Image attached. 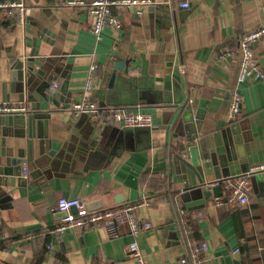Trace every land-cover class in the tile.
I'll return each instance as SVG.
<instances>
[{
    "label": "crops",
    "instance_id": "1",
    "mask_svg": "<svg viewBox=\"0 0 264 264\" xmlns=\"http://www.w3.org/2000/svg\"><path fill=\"white\" fill-rule=\"evenodd\" d=\"M22 1L23 23L0 13V103L24 104L25 116L40 118L23 138L0 135V151L15 160V175L0 176L7 182L0 185V264H34L43 238L40 264H136L127 250L131 238L125 225L117 238L101 225L64 234L51 230L64 217L56 208L60 198L82 199L89 210H97L136 202L142 195L149 205L136 215L150 226L141 229L137 242L147 264H172L201 243L207 247L199 264H264V170L251 179L248 202L232 208L215 206L221 190L204 202L182 194L184 183L175 180L171 165L191 133L185 124L177 131L181 116L176 113L183 104L191 105L193 114L202 113L198 134L208 148L215 147L214 134L230 120L241 137L233 154L237 159L219 179L264 163V81L238 80L239 41L246 32L264 28V0H190L186 10L172 0H152L137 13L133 7H113L121 28L105 27L100 39L86 11L90 0L76 5ZM227 50L232 54L220 59ZM252 50L264 71V35ZM29 57L35 61L26 87V76L23 82L15 79L13 67ZM91 64L89 98L105 108L140 106L151 112V127L124 128L73 114ZM44 83L46 97L37 91ZM53 83L57 87L51 90ZM233 92L240 108L230 119ZM239 159L248 165L246 171ZM32 165L39 171L36 177L30 176ZM30 234L32 239L17 242Z\"/></svg>",
    "mask_w": 264,
    "mask_h": 264
},
{
    "label": "built area",
    "instance_id": "2",
    "mask_svg": "<svg viewBox=\"0 0 264 264\" xmlns=\"http://www.w3.org/2000/svg\"><path fill=\"white\" fill-rule=\"evenodd\" d=\"M152 0H90L86 4V11L92 19V33L96 39L101 38V34L105 27H111L115 30L121 28L120 18L112 13L113 7H133L135 12L137 9L152 4ZM172 3L183 10L190 7V0H172ZM63 4L76 5L84 4L82 0H65ZM264 8V6H263ZM25 5L22 0H0V13L10 17H15L19 23L24 21ZM137 13V12H136ZM139 13V12H138ZM264 28L258 27L246 32L239 41V52L241 55V63L239 68L238 80L240 82L248 77L264 81V71L255 63L253 59V43L262 38ZM115 50V46H113ZM232 54L231 51L221 52L220 59H225ZM95 64H91L88 68L83 97L74 102L71 106L74 115L78 116L86 114L90 119L106 124L118 125L124 128L151 127L152 115L148 110L140 106H119V107H100L88 96L92 89L94 78ZM57 87L53 83L50 87L54 90ZM240 101L237 92L232 93L229 118L233 119L239 112ZM29 113L28 108L21 103H0V116L3 115H26ZM264 170V163L251 165L245 173L237 176L227 177L216 180L213 185L219 186L221 196L215 198V206L226 205L228 207H239L248 202L251 191V179L259 172ZM22 175L27 176V170H22ZM149 198L142 195L141 199L128 203L121 202L110 207L89 210L84 200L78 198H60L57 201L56 208L58 211L64 212L65 216L62 222L56 225L51 232L64 234L75 227H94L96 225L103 226L108 234L117 238L120 235L121 227L127 226L130 234V241L127 244V250L136 264H147L142 256L138 246V236L142 228L149 227L147 221H141L136 215L139 208L147 207ZM33 235H25L18 239L17 242L32 239ZM16 243V241L14 242ZM206 243L195 244L187 257H181L172 264H199L202 252L206 249Z\"/></svg>",
    "mask_w": 264,
    "mask_h": 264
},
{
    "label": "water",
    "instance_id": "3",
    "mask_svg": "<svg viewBox=\"0 0 264 264\" xmlns=\"http://www.w3.org/2000/svg\"><path fill=\"white\" fill-rule=\"evenodd\" d=\"M135 9V8H134ZM46 59V58H45ZM44 59V60H45ZM40 60V59H39ZM53 59L48 58L46 61H52ZM34 59L29 57L23 63L18 61L14 65L13 76L18 81H26L23 86L30 84L32 81L33 75L30 73V68L33 67ZM42 61V60H41ZM26 65V69H23V65ZM46 83L41 85L37 91L41 96L46 97L42 93L41 88L45 86ZM129 106V105H125ZM34 109H38L37 105ZM202 113H194L192 111L191 105H181L179 110L176 113V117L181 116L180 120L177 122V131L180 130L183 124L191 131L189 135H186L184 144L178 146V152L174 153L175 155L171 158V165L174 168L175 180L178 183H184V185L179 189L182 194L190 197L192 200H201L207 201L212 197V195H220V187L213 185L216 180H219L220 176H228L229 174V163L237 159L236 155L234 157L235 144L241 143V137L238 134H235L237 131L234 128L233 121L230 120L228 126L221 132L214 134V148H208V143L205 137L200 136L198 133L199 130V119ZM40 118V115H3L0 116V135L3 136H14L18 139L23 138L25 130L30 132L32 125L35 123V120ZM177 118L174 120L176 121ZM176 131V132H177ZM182 135V133H179ZM222 135V136H221ZM176 136V135H174ZM223 137V138H222ZM52 147H56L55 144H52ZM42 147V142L40 141V148ZM216 147H223V150L217 153ZM20 151V149H19ZM18 151V155L21 158L22 154ZM49 155H52L53 152H49ZM9 152L0 151V176H6L10 174L15 175L13 168L14 159L8 158ZM2 157L5 162L2 163ZM29 160L31 156L29 154ZM241 164L242 171H246L248 165H243L241 159L238 160ZM34 168V166L32 165ZM170 165L168 166V168ZM48 169L43 170V174L46 177H50V172ZM228 172V173H227ZM39 174V171L35 167L34 170L30 173V176L36 177ZM169 179L171 175L169 174ZM254 178H259L258 175ZM186 182V183H185ZM6 185L5 177H0V185ZM209 187V189L207 188ZM89 205H87V208ZM65 216V213L62 212Z\"/></svg>",
    "mask_w": 264,
    "mask_h": 264
},
{
    "label": "trees",
    "instance_id": "4",
    "mask_svg": "<svg viewBox=\"0 0 264 264\" xmlns=\"http://www.w3.org/2000/svg\"><path fill=\"white\" fill-rule=\"evenodd\" d=\"M178 148H177V151L179 150ZM37 244H38V248L36 249V251L34 253V257H33L34 258V261H33L34 264H40L42 262V260L44 259V252L46 249L47 239L46 238L39 239Z\"/></svg>",
    "mask_w": 264,
    "mask_h": 264
}]
</instances>
